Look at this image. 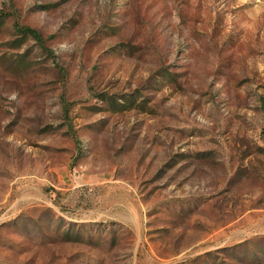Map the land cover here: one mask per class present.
I'll list each match as a JSON object with an SVG mask.
<instances>
[{"label": "rangeland", "instance_id": "1", "mask_svg": "<svg viewBox=\"0 0 264 264\" xmlns=\"http://www.w3.org/2000/svg\"><path fill=\"white\" fill-rule=\"evenodd\" d=\"M1 12L0 264H264V0Z\"/></svg>", "mask_w": 264, "mask_h": 264}, {"label": "trees", "instance_id": "2", "mask_svg": "<svg viewBox=\"0 0 264 264\" xmlns=\"http://www.w3.org/2000/svg\"><path fill=\"white\" fill-rule=\"evenodd\" d=\"M6 16L7 15L5 13L3 12L0 13V28ZM16 32H17V35H20L21 39L27 38V37H33L38 42H43L41 33L37 31L36 29L31 28L29 26H21L19 24H16Z\"/></svg>", "mask_w": 264, "mask_h": 264}]
</instances>
